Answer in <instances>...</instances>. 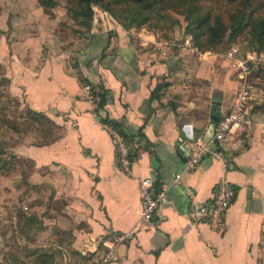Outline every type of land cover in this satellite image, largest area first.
<instances>
[{
	"label": "crops",
	"instance_id": "crops-1",
	"mask_svg": "<svg viewBox=\"0 0 264 264\" xmlns=\"http://www.w3.org/2000/svg\"><path fill=\"white\" fill-rule=\"evenodd\" d=\"M33 14L19 11L16 38L0 47L7 49L8 91L30 117L24 128L7 123L18 136L0 148V190L18 199L12 209L20 228L51 229L56 247L86 264H264V74L240 76L215 50L187 42L148 49L118 26L113 37L109 28L86 31V43L68 56L46 42L52 34L44 26L31 37L20 28ZM240 83L249 92L247 130L232 131L211 146L218 153L186 166L192 146L218 121L210 118L213 94L221 93V118ZM93 91L104 94L102 106ZM102 118L122 123L127 168ZM223 174L235 188L226 210L191 219L189 196L211 202ZM147 176L166 188L149 219L141 215ZM127 231L132 236L114 247L116 258L103 261L106 244Z\"/></svg>",
	"mask_w": 264,
	"mask_h": 264
},
{
	"label": "rangeland",
	"instance_id": "rangeland-1",
	"mask_svg": "<svg viewBox=\"0 0 264 264\" xmlns=\"http://www.w3.org/2000/svg\"><path fill=\"white\" fill-rule=\"evenodd\" d=\"M32 1L0 0V47L2 46L4 39L9 43L11 42V40L8 39L9 37L12 39L16 38L14 31L17 30V25L15 22H19V20H17L19 11L24 12L26 7L30 12H34V18H29L31 20L26 22V27L21 25L20 28L30 31L31 34L28 36L31 37L37 34L36 30L39 29V26H44L47 32L52 34V37H50L52 39H48L46 42L56 44L57 46H52L60 51L64 49L68 50V56H71V54L78 49L77 47L86 43L87 38L84 37V32L90 31L93 27L98 31L109 28L113 37V35H115V27L118 26L122 29L124 34L128 35L127 37L129 39L131 38L132 42H145L148 49L159 43L168 45L169 49H171L173 44L177 45V43L183 44L187 42V44L192 45L190 35L185 32L186 18L183 7L179 2L180 0H162L161 2L154 0L151 8L152 17L150 21H146L139 27L132 28L124 26V20L122 18H117L110 14L108 10L98 5L92 6L91 27L86 28V25L81 23V19L75 18L73 15L72 9L76 7L74 0H55L56 5L52 7H42L38 4L37 0ZM202 2H204V4L212 5L214 9L219 8V10L224 11L228 9H237L241 6L239 0L226 2L223 5L219 3V0H202ZM36 6L37 8L40 6V9L38 8L39 11L34 9ZM259 12V17L256 23L254 26L245 29L244 34H242L243 38H241L240 33L237 36L236 42L225 40L220 46H218L215 51L218 52L219 59H228L231 65H236L234 64L233 59L228 56V49L230 46L237 45L241 50H248L258 44L259 36L264 31V9ZM21 15V17L27 16L23 14ZM40 16H43L44 18H42V20L38 19ZM46 22H48V24ZM39 23H41V25ZM44 33L46 34V31ZM4 36L6 37L4 38ZM248 37L251 38V41H248ZM6 53L7 49L3 50L0 48V148L3 147L2 145L4 141L8 138H15L13 137V134L18 136V133L6 128L8 127L7 123L10 122L11 124V122L17 121L16 125H18L19 121H28L30 119L29 115L23 117V111L19 112L18 99L13 95H10L8 91V80L4 77L5 67L3 62ZM70 60H73L72 57H70ZM25 124V122H22L23 128ZM5 192V186H3L2 191L0 190V261L8 255L7 252H9V249L12 246L18 256L25 260V264H34L33 259L36 256V253L41 251L36 248H43L42 250H45L47 253H53L52 264H86L79 256L72 254L69 255L68 252H65L63 249L64 246L62 249L57 248L56 242L50 236L51 229H47V231L43 233H40L39 231L38 233L34 232L36 226H28L24 229L20 228L19 224L20 222H23V219L21 221V219L17 217V210L14 211L12 209L14 206H17V203L19 204V201L14 198L16 196H13V194L11 195V198H4L3 193ZM14 195H16V193H14ZM27 212L33 216L32 211V213L30 211ZM9 214L11 215L9 217L10 220L8 219ZM40 221V228H42L44 220ZM40 228L38 227L37 222V230H41ZM32 250L37 251L30 256L27 255L29 254L28 252Z\"/></svg>",
	"mask_w": 264,
	"mask_h": 264
},
{
	"label": "trees",
	"instance_id": "trees-1",
	"mask_svg": "<svg viewBox=\"0 0 264 264\" xmlns=\"http://www.w3.org/2000/svg\"><path fill=\"white\" fill-rule=\"evenodd\" d=\"M76 7L72 9L75 18L81 19V23L86 25V28L91 27L92 21V6L98 5L110 12L117 18L124 20V26L127 28L139 27L146 21H150L152 14V6L154 0H74ZM162 1V0H158ZM218 1V0H217ZM236 0H219L221 5L226 2H234ZM241 6L237 9H228L226 11L214 9L212 5L204 4L202 0H180L185 13L186 24L185 32L190 35L192 46L200 51H214L225 40L236 42L237 36L244 34L245 29L254 26L258 17L259 11L264 9V0H239ZM42 7H52L56 5L55 0H37ZM208 3V2H207ZM163 17V16H162ZM83 18V19H82ZM175 21V20H174ZM173 21V22H174ZM85 33V32H84ZM251 41V38H247ZM256 50L264 52V31L259 36L258 44L253 47ZM263 63L251 64L250 73L263 75ZM98 105L102 106L105 97L104 94L97 93ZM103 123L110 125L118 131L124 138L125 133L122 129V123L111 118H102ZM126 139V138H125ZM11 246L7 256L0 261V264H25V260L18 256ZM36 250L29 252V256L35 253ZM53 253L40 251L36 253L33 259L34 264H52Z\"/></svg>",
	"mask_w": 264,
	"mask_h": 264
},
{
	"label": "built area",
	"instance_id": "built-area-1",
	"mask_svg": "<svg viewBox=\"0 0 264 264\" xmlns=\"http://www.w3.org/2000/svg\"><path fill=\"white\" fill-rule=\"evenodd\" d=\"M228 56L231 57L238 68L240 76L247 75L251 70V64L264 63V52L262 50L248 49L241 50L239 46L232 45L228 49ZM249 99V92L243 83L239 84L237 92L234 95L232 104L225 114L219 118L214 124L213 132L208 139L196 141L192 146L189 159L186 166L193 167L198 163L202 155L213 151L212 145H221L232 131L242 132L247 130L250 124L248 116L247 102ZM112 142L114 143L118 152V160L127 168L129 157V145L125 138L113 128H110ZM226 165V164H225ZM180 180V173H176L174 182ZM142 186V201H141V215L145 219L153 216L158 205L165 199L166 188L158 187L153 180L147 176L141 179ZM235 194V188L223 174L215 188L214 197L209 203L199 202L193 194L189 196L188 201V215L191 219L200 221L211 218L217 219L228 207L230 201ZM132 236V232L127 231L116 236L115 241L110 244H103L108 246V250L102 257L103 261H110L116 258L114 247L122 240L128 239Z\"/></svg>",
	"mask_w": 264,
	"mask_h": 264
},
{
	"label": "water",
	"instance_id": "water-1",
	"mask_svg": "<svg viewBox=\"0 0 264 264\" xmlns=\"http://www.w3.org/2000/svg\"><path fill=\"white\" fill-rule=\"evenodd\" d=\"M220 99H221V93L217 92L215 94H213L212 96V100H211V104H210V118L213 121H217L219 120V116H220ZM213 128H214V123L211 122V124L209 125L206 134L204 136V139H208L212 132H213Z\"/></svg>",
	"mask_w": 264,
	"mask_h": 264
}]
</instances>
